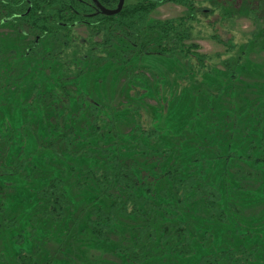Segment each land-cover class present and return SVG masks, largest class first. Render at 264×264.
<instances>
[{"label":"trees","instance_id":"1","mask_svg":"<svg viewBox=\"0 0 264 264\" xmlns=\"http://www.w3.org/2000/svg\"><path fill=\"white\" fill-rule=\"evenodd\" d=\"M178 1L190 15L153 18V1L108 16L81 0H0V28L13 29L12 40L0 35V106L22 116L0 113V264H54L86 251L84 241L114 245L127 264H177L199 252V264H264V208L243 219L239 205L264 198V92L238 84L264 30L231 41L229 57L207 55L193 41L200 10ZM144 56L169 67H145ZM43 59L62 62L57 77L32 76ZM111 65L124 83L115 107L80 86ZM50 242L63 249L50 254Z\"/></svg>","mask_w":264,"mask_h":264},{"label":"rangeland","instance_id":"2","mask_svg":"<svg viewBox=\"0 0 264 264\" xmlns=\"http://www.w3.org/2000/svg\"><path fill=\"white\" fill-rule=\"evenodd\" d=\"M128 1L131 2L136 0ZM189 1H193L195 4L194 6H197L198 10H200L199 12H197L196 19L193 21V41L199 44L198 50L202 53H206L207 55L215 56L218 53H222L224 57H229L232 54L236 53L237 50L232 47V42L242 45L243 43L247 42L252 35H256V37H259V33H262V30H264V8H262L261 2L258 3L255 0ZM190 14L191 13L188 9V6L182 5L180 1L167 0L164 3L158 4L152 12L151 16L153 18L172 19L181 15L188 16ZM12 32L13 29L10 25L0 28V35L3 34L4 37H8V39L11 40L12 38L10 37H13ZM74 33H76V35L79 37L87 36L86 28L84 27L75 28ZM13 40L14 43H17V41L32 42L31 38H21V36H15ZM224 42H227L230 45V47H228V50L230 51H226L227 46L224 45ZM11 50H15L14 46H10V51ZM249 58L250 59L248 61L247 71H245V73H242L243 75L241 77V80L238 81V84L243 87L241 88V93L247 94V92H249L252 87H254L253 89L256 88L259 89V91L264 92L263 90H261V88H264V39H262L261 41H257L256 45H252ZM55 60L50 61L48 59H43V61L41 60L42 62L37 61L39 63V67L37 66L33 68L36 71L33 73L32 76L37 78V75L41 77V75L43 74L46 75L47 78H52L54 76L57 77L58 75H56L55 73L61 72L62 62H60L59 60ZM167 63L168 59H163L161 57L155 56H144L140 60V64H142L143 66L160 70L166 68L167 66L169 67L170 62L169 64ZM12 66L11 64L4 63V67L11 68ZM95 68L97 69V71L96 73H94L93 79L91 81L88 80L87 84H85V82L82 83L81 80L80 86H84V88L87 89L89 92L91 91L92 95L95 96V98L99 102L103 103L108 107H115L116 105L122 104L125 101L124 94L121 92L124 83L122 81H117L119 77L118 72H120L118 68H116L114 65H111V67ZM65 76H72L69 68L68 71L65 72ZM56 81L57 79H55L53 82L57 84ZM2 84L4 85L3 82ZM18 84L19 87L17 91L19 92V90L23 89L24 81L21 80L18 82ZM0 95V97H2V93ZM7 95L9 96V92L6 91L4 96ZM15 95L16 92L13 93V95L11 96ZM26 97H28L27 94L24 95V93H22L21 100L23 101ZM243 97L245 98L248 96H224V100L227 104L231 101V99L235 98V101H237L239 98ZM148 101L150 103H154L153 99L149 98ZM181 105H183L181 109V111L183 112V109L185 108L186 104L183 101ZM8 108V106L3 104L0 106V113L2 115L1 117L4 118L5 116H9L11 121L13 122L14 115L18 113H10L8 111ZM201 111L204 112V108ZM18 115L22 118L20 113ZM17 190L20 191L17 193V195L15 194L14 197L10 199L11 208H16L19 206L21 194L24 193V189L20 185L17 186L16 191ZM262 196L263 195H258V198H262ZM244 199L245 202L240 201L241 204H239L240 207L243 208V219H252V217H257L262 213L261 211L264 208V198L247 199L245 197ZM259 231L263 233L262 230ZM6 237V233H1L0 241H6ZM58 244L50 242V254H53L59 249H63V246H60ZM84 245L86 251L80 253L78 252V249H75L73 253L65 254V257L63 256V258H61V262L57 261L54 264H66L67 262L68 264H127L124 262H119V260L113 256L112 250L114 245L108 243L104 244L100 242L97 245V249L87 247L85 241ZM263 251L264 250L262 249L263 254L262 256H260L261 260L264 259ZM201 255L202 252H199L198 254H195L192 257L184 258V260L182 261H177V264H199V257Z\"/></svg>","mask_w":264,"mask_h":264},{"label":"water","instance_id":"3","mask_svg":"<svg viewBox=\"0 0 264 264\" xmlns=\"http://www.w3.org/2000/svg\"><path fill=\"white\" fill-rule=\"evenodd\" d=\"M97 7L96 13H102L108 16L118 14L124 7L125 0H120L116 8H107L99 0H93Z\"/></svg>","mask_w":264,"mask_h":264},{"label":"flooded vegetation","instance_id":"4","mask_svg":"<svg viewBox=\"0 0 264 264\" xmlns=\"http://www.w3.org/2000/svg\"><path fill=\"white\" fill-rule=\"evenodd\" d=\"M81 1L88 2V3L90 2V3L92 4L93 8H94L95 11H96L97 7L95 6L93 0H81ZM119 1H120V0H114V2H115L117 5H118ZM145 1H153V2L164 3V2H166L167 0H136V1H131V2L128 1V0H125L124 5H125V4H137V3L145 2Z\"/></svg>","mask_w":264,"mask_h":264}]
</instances>
